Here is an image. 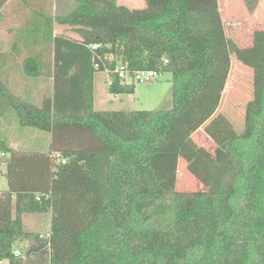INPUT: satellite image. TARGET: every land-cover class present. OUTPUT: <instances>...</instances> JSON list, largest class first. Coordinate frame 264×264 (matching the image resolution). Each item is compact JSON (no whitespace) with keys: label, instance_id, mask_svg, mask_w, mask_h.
Instances as JSON below:
<instances>
[{"label":"trees","instance_id":"obj_1","mask_svg":"<svg viewBox=\"0 0 264 264\" xmlns=\"http://www.w3.org/2000/svg\"><path fill=\"white\" fill-rule=\"evenodd\" d=\"M245 1L250 13L260 2ZM74 2L66 15L41 14L45 38L34 46L51 59H31L29 74L41 85L53 78L41 107L3 82L0 64V126L13 110L22 128L51 135L48 152L0 142L11 155L0 262L25 264L14 255L28 237L23 216L51 213L50 264H264V30L240 47L224 32L219 0H145L142 9ZM54 24L73 27L78 39L54 36ZM107 55L112 69L171 73L173 108L95 110V75L104 72L96 65ZM233 57L254 71L241 133L214 118ZM111 76V94L134 93L135 83ZM200 130L214 151L195 142ZM181 162L203 190H178Z\"/></svg>","mask_w":264,"mask_h":264},{"label":"rangeland","instance_id":"obj_2","mask_svg":"<svg viewBox=\"0 0 264 264\" xmlns=\"http://www.w3.org/2000/svg\"><path fill=\"white\" fill-rule=\"evenodd\" d=\"M60 0H53L54 5H58ZM63 5L67 14L74 10V0H64ZM119 5H124L130 9L145 8V0H117ZM61 5V6H63ZM222 25L227 36L233 39L240 47L247 48L253 44V35L256 31L264 30V0H260L254 13H250L245 0H219ZM53 9V6H50ZM65 13V14H66ZM232 70L224 94L222 104L214 118L222 119L237 133L244 130L245 108L247 102L253 96V69L241 64L233 57ZM109 76L107 72H98L95 75V108L97 111H166L173 108V83L171 73H163L151 84L135 83V91L132 94H121L116 96L109 92ZM48 79H45L46 83ZM42 83V86H44ZM48 86L47 84H45ZM44 89V88H43ZM51 90L42 93L41 97L35 96L33 102L42 105L44 100L51 94ZM95 109V110H96ZM17 118V117H16ZM16 124L9 126L7 138H2L10 148L15 151L29 150L31 142L26 139V134L38 135L36 129H22L18 118ZM204 130V128H203ZM203 130L194 135L197 144L204 146L210 151H214L216 145ZM39 131V130H38ZM30 132V133H26ZM44 134V133H41ZM47 135V134H46ZM40 140V138H37ZM41 144V143H40ZM23 149V150H22ZM50 149V148H49ZM10 154L2 155L0 151V192L8 191L9 183L7 179V169L10 162ZM178 190L186 192H197L205 187L195 177L186 170V163L181 162L179 166ZM171 217L165 220L154 222L166 224ZM23 226L28 233V242L37 241L38 236L49 239L52 226V214H25L23 216ZM26 239V238H25ZM16 245L22 252L25 264H50L49 248H30L23 246L21 241Z\"/></svg>","mask_w":264,"mask_h":264},{"label":"crops","instance_id":"obj_3","mask_svg":"<svg viewBox=\"0 0 264 264\" xmlns=\"http://www.w3.org/2000/svg\"><path fill=\"white\" fill-rule=\"evenodd\" d=\"M63 1L64 0H60L58 5H54L53 0H8L0 9V64L2 65V80L13 92L22 95L26 102L32 103L38 107L42 105L35 104L32 99L35 98V96H38V98L41 97V94L46 93L49 89L52 95L53 91V78H49L46 83L43 82L44 86H42L40 81H35V78L29 75L36 73L34 72L35 67L30 63V61H32L31 59L43 60L45 62L51 59L48 54L42 56L40 52L41 48L38 44L34 46L41 38H45L42 33V28L46 26L42 23L41 14L44 16H49V14L53 16L66 15L67 10L72 6L70 5L68 9H65L62 3ZM51 5L53 9H50ZM58 35L78 39V35L74 32L73 27L54 24V36ZM38 73L41 74L40 71ZM25 92L30 93L24 95ZM51 95L48 98H50ZM16 117V113L10 110L2 118L0 142H5L2 138H7L4 134L9 133L7 132L9 126L16 124ZM34 131L40 132L38 130ZM41 133L37 136L34 134L25 135L27 137L26 139L31 142V144H29L30 148L27 151H49L51 135L42 131ZM37 138H40V140ZM6 145L10 148V145L7 143ZM29 240L30 239L26 238L21 241V244L30 248H33V246L34 248H49V239L42 238L41 235L38 236L37 241L33 240L32 242H28ZM16 248L23 247L21 245H16Z\"/></svg>","mask_w":264,"mask_h":264},{"label":"built area","instance_id":"obj_4","mask_svg":"<svg viewBox=\"0 0 264 264\" xmlns=\"http://www.w3.org/2000/svg\"><path fill=\"white\" fill-rule=\"evenodd\" d=\"M98 47V45H93L91 48L94 50ZM105 62L111 65L116 62V59L112 55H107L104 59L100 57V62L96 65L97 68H101L102 66L104 67V71L107 72L109 76L108 85H113L114 83V79L111 76L112 74L129 83L151 84L156 80V78L160 77L164 73L161 68L133 72L129 70L127 65L121 63H116V65L112 69ZM163 63L164 65H167L169 62L168 60H164ZM62 162L65 163V161ZM14 255L22 256V252L19 249H16L14 251ZM0 264L5 263L0 262Z\"/></svg>","mask_w":264,"mask_h":264}]
</instances>
